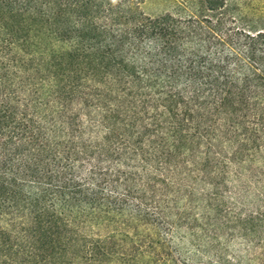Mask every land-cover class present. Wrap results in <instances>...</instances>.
I'll use <instances>...</instances> for the list:
<instances>
[{
    "label": "trees",
    "instance_id": "16d2710c",
    "mask_svg": "<svg viewBox=\"0 0 264 264\" xmlns=\"http://www.w3.org/2000/svg\"><path fill=\"white\" fill-rule=\"evenodd\" d=\"M145 1L0 0V264H102L113 237L88 232L160 222L168 176L223 118L264 144V31L228 0ZM77 105L131 138L79 141Z\"/></svg>",
    "mask_w": 264,
    "mask_h": 264
},
{
    "label": "rangeland",
    "instance_id": "374dc122",
    "mask_svg": "<svg viewBox=\"0 0 264 264\" xmlns=\"http://www.w3.org/2000/svg\"><path fill=\"white\" fill-rule=\"evenodd\" d=\"M142 9L152 17L203 12L198 0H146ZM226 13L241 29L264 31V0H228ZM80 108L73 110L81 120L79 141L97 145L107 133L113 140L124 134L121 143L131 138L122 127L94 129L100 112ZM230 121H220L222 136L209 152L206 141L195 157L187 156L177 171L165 174L172 183L164 190L160 222L88 232L113 237L114 253L102 264H264V144L241 146L244 130ZM232 128L240 131L227 135Z\"/></svg>",
    "mask_w": 264,
    "mask_h": 264
}]
</instances>
